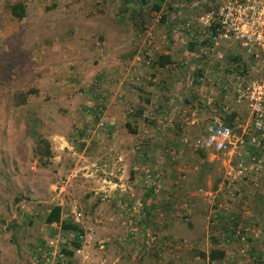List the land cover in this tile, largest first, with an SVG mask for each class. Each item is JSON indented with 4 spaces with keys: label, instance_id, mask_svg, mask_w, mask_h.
<instances>
[{
    "label": "rangeland",
    "instance_id": "rangeland-1",
    "mask_svg": "<svg viewBox=\"0 0 264 264\" xmlns=\"http://www.w3.org/2000/svg\"><path fill=\"white\" fill-rule=\"evenodd\" d=\"M17 1L32 6L43 0H0V264H208L206 257L198 252L202 249L189 244L191 240L184 230L178 236L168 235L159 222L164 219L161 221L164 223L170 217L186 228L183 202L187 200V189L185 193L177 190L178 196L173 193L171 196L167 189L152 196L154 190L150 185L132 182L135 185L127 188L122 200L112 201L104 195L106 172L100 167L104 163H110V167L115 164L112 157L103 156L104 150L126 154L123 160L126 181L135 180L136 176L132 177L135 166L144 164L142 158L137 160L140 165L135 163L137 143L133 132L139 122L146 125L154 120L155 124L159 117L149 119L141 113L138 96L141 86L150 88L158 79L152 80L153 74L144 83L137 78L139 66L132 62L133 53H128L130 60L123 68V74H128L126 78L96 80L94 73L83 75L77 68H71L64 78L42 76L38 71V22L36 29H29V33L26 30L21 36L20 19L11 16V5ZM155 1L158 0H129V7L141 10L124 16L125 25L138 26L131 37L143 38L146 27L169 22L174 29L171 35L178 32L179 40L183 37L197 43L193 47L194 67H188L192 74L184 63L177 61L172 67L180 75L172 82L170 109L160 114L162 120L186 122L196 118L195 127L192 125L194 128L188 131L195 136L216 116L242 133L250 123L251 110L247 103L237 100L235 73L249 65L254 66L255 75L260 78L264 76V61L251 59L234 42L222 40L215 45L205 33L195 38L184 28L186 17L215 6L217 0H166L159 7L162 11L159 22L153 19ZM126 2L121 5H127ZM188 4L192 7L190 11L185 10ZM22 44L30 45V50L22 49ZM88 58L94 62L92 56ZM205 63H209L208 70L214 69L209 73L211 78L205 76ZM153 64L146 63L150 70ZM202 86L208 92L206 97L200 91ZM103 117L106 124L98 135L91 136ZM113 121L118 125L113 128L114 136L109 138V122ZM85 134L90 136L82 140ZM253 153L261 159L262 166L249 169L233 183L231 192L221 197L228 198L236 207L234 218L230 219L235 237L230 240L234 257L225 264H264V138L260 137L258 145L248 143L233 154H221L220 159H211L206 153L201 155L203 173L193 174L194 182L200 183L197 187L210 191L209 187H219L225 182L228 164L250 161ZM95 154L98 157L92 160ZM167 157L164 155V160H160L164 167ZM109 176L118 179L116 175ZM170 200L177 207L174 214L166 211L165 202ZM56 204L62 206V218L82 226L80 248L74 247L77 232L64 230L61 223L46 221ZM202 206L206 213V204ZM227 208L222 207L224 214L229 212ZM147 209L151 219L161 226L143 221ZM110 211L115 215H108ZM120 212L128 217L122 218ZM238 226H242L245 239L236 232ZM150 235L157 236L154 246L149 245ZM49 237L58 238L53 261H36V247L42 245L46 251ZM244 246L246 251H242ZM63 248L73 250V254L68 255Z\"/></svg>",
    "mask_w": 264,
    "mask_h": 264
},
{
    "label": "crops",
    "instance_id": "crops-1",
    "mask_svg": "<svg viewBox=\"0 0 264 264\" xmlns=\"http://www.w3.org/2000/svg\"><path fill=\"white\" fill-rule=\"evenodd\" d=\"M123 1H127V5H121ZM165 1L158 0V3L163 5ZM130 4L129 0H43L38 5L24 4L25 14L22 18H18L12 13L11 16L20 19L18 27L23 32L21 33L19 30L17 33L20 32L21 36L26 30L29 33V29H36L35 26L38 22L37 28L40 33L38 40H36L39 56L38 71L43 74L42 76L50 74L53 78H64L70 74L71 68H77L83 75L88 72L94 73L96 80L103 78L120 79L121 76L126 78L128 74H123L125 72L123 68L125 63L130 60H127L128 53H133L132 62L138 63L139 66L137 78L144 83L145 79L153 74L156 80L158 79L157 83L150 88H145L146 85L141 86V94L138 96L141 113L147 114L149 119L159 117L155 124H153L154 120H149L152 123H146V125L137 122L139 126L133 132L134 137H136L135 143H137L135 163L140 165L137 160L142 158L144 164L141 167L135 166L136 170L132 172V177L136 176L135 180L126 181L123 179L126 172L123 160L126 154L104 150L103 156L107 159L112 157L115 163L113 167H110V163H104L103 168L100 167L102 171L106 172L105 183H103L106 189L104 195L111 197L112 201L114 198L122 200V195L125 196V191L127 188L133 187L134 182L137 184L145 182L144 168L150 166L153 170V180L150 184L151 189L154 190L152 196L153 194L155 196V193L161 189H167L171 194L177 196L180 194L176 192L177 190L179 192L188 190L187 200L183 202V209L187 215L183 221L186 228L178 221L167 217L164 223L161 222L164 219H159L162 228L165 230L164 233L178 236L185 232L191 240L189 244L191 243L193 248L202 249L198 252L206 257L208 264L231 262L234 252L230 240L235 237L233 235L234 230H232L233 223L230 219L234 218L233 211L236 210V207L228 198H221L231 191L223 184L219 187H209L208 190L212 191L215 197L213 202L208 204L206 197H202V193L199 192V189L203 187H197L200 183L194 182L195 176L193 175L196 173V176H199L203 173L201 163L204 160L201 155L205 156V152L196 150L190 143L186 144L183 141L185 137L190 140L195 138L196 135L193 136L188 131L195 127L196 118L186 122L172 121V119L165 122L160 115L169 111V103L172 97L170 95L173 91L172 82L180 75L172 70L174 67L172 63L178 64L177 61L184 63L186 70L188 67L193 68L196 55L193 47L197 43L185 41L183 37L179 40L178 32L171 35L170 31L174 29L168 22L166 25L156 24L155 27L154 25L146 27L145 32L150 29L155 41V49L148 50L145 44L146 36L143 38L131 37L138 28L137 24H124V16L129 15L128 13L131 11L135 14L141 11L139 8L129 7ZM188 5L185 7L186 11H190L189 8H192L190 4ZM36 15L39 18H36ZM197 36L199 35L197 34L195 38ZM22 47L26 51L30 50V45L22 44ZM149 51L153 56L154 63H152L151 70L144 60V55L146 56ZM91 56L94 62H90L91 59L88 57ZM160 60H164L165 63L161 64ZM208 64L205 63L204 66L205 76L211 78L209 73L214 69L208 70L206 67ZM188 71L192 74L191 70ZM200 91L203 97H206L208 92L207 90L205 92L203 86ZM111 118L113 119V116ZM115 125H118L115 121L109 122V138L114 136L113 128L117 127ZM66 143H68L67 139ZM95 155L96 157L92 156V160L98 157L97 154ZM164 155L169 158L165 167L160 163ZM116 169L121 170V172L119 170L117 172ZM109 174L116 175L118 179L110 177ZM150 201L149 203H151ZM174 202L173 200L165 202L167 213L174 214L177 210ZM204 203L206 204V213L202 206ZM222 207H228L229 212H225L226 215L222 211ZM204 213L206 214L205 217H203ZM107 214L115 215L112 211ZM120 215L122 218L128 217L122 212ZM142 219L144 222L150 221L161 226L160 223L158 224L151 219L148 209L144 211ZM224 220L226 221L224 222ZM182 230L184 231L182 232ZM213 248L224 250V256L220 259H210L209 253Z\"/></svg>",
    "mask_w": 264,
    "mask_h": 264
},
{
    "label": "built area",
    "instance_id": "built-area-1",
    "mask_svg": "<svg viewBox=\"0 0 264 264\" xmlns=\"http://www.w3.org/2000/svg\"><path fill=\"white\" fill-rule=\"evenodd\" d=\"M153 16V19L159 22L162 18L161 9H155ZM184 28L191 35L205 33V36L215 45L222 40L234 42L240 45L251 59L264 61V0H217L215 6L209 7L198 15L186 17ZM145 44L148 50L155 49L154 35L150 29L146 31ZM145 60L147 64L153 63L150 51L146 54ZM176 65L172 63V66ZM253 69L254 66L248 65L235 73L237 100L247 103L251 110L250 123L242 133H237L232 125L215 116L206 124L204 131L197 134L194 139L183 138L186 144L190 143L196 150H202L214 159H220L221 154H233L248 143L259 144L260 137L264 138V76L257 78ZM150 78L156 80L154 76ZM135 110L136 108H130V111ZM105 124L106 120L103 117L98 121L97 128L93 130L91 136L98 135L99 129ZM87 135L90 136L85 134L82 140H85ZM261 166V159L256 153L251 154L250 161L241 160L236 165L228 164L223 185L230 190L233 183L239 177L246 175L249 169H259ZM152 171L150 166L144 168L146 185H150L153 180ZM199 191L210 203L213 202L215 195L212 191L203 189ZM242 231V226H238L236 232L245 239V233L243 234ZM156 240V235H150L149 245L154 246ZM45 245L46 251L43 250L42 245L36 247L34 252L36 261H53L58 238L49 237ZM245 246L242 251H246Z\"/></svg>",
    "mask_w": 264,
    "mask_h": 264
},
{
    "label": "trees",
    "instance_id": "trees-1",
    "mask_svg": "<svg viewBox=\"0 0 264 264\" xmlns=\"http://www.w3.org/2000/svg\"><path fill=\"white\" fill-rule=\"evenodd\" d=\"M160 6L161 5L158 3V1L154 2L155 9H159ZM11 13L18 18H22L25 14L24 3L21 1L14 2L11 5ZM160 63L164 64L165 61L160 60ZM41 139H43V138H41ZM47 153H48V155H50L51 151L48 149ZM62 211H63V209H62L61 204H56V205L52 206V208L50 209V211L48 212V214L46 216V221L48 223H53V222L61 223V226L64 230L77 232V235L75 236V240H74V247L80 248V246H81L80 236L83 234L84 230L78 222H76L72 219L62 218ZM63 250L68 255L73 254V250H70L67 248H63ZM224 253H225V251L220 249V248H213L209 253V257H210V259H220L224 256Z\"/></svg>",
    "mask_w": 264,
    "mask_h": 264
}]
</instances>
